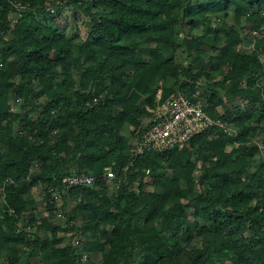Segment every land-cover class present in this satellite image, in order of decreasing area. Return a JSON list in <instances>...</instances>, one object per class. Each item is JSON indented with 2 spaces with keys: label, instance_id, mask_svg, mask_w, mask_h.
Listing matches in <instances>:
<instances>
[{
  "label": "trees",
  "instance_id": "1",
  "mask_svg": "<svg viewBox=\"0 0 264 264\" xmlns=\"http://www.w3.org/2000/svg\"><path fill=\"white\" fill-rule=\"evenodd\" d=\"M22 1L12 27L0 0V264H264V0ZM199 88L236 132L135 156L159 90Z\"/></svg>",
  "mask_w": 264,
  "mask_h": 264
},
{
  "label": "built area",
  "instance_id": "2",
  "mask_svg": "<svg viewBox=\"0 0 264 264\" xmlns=\"http://www.w3.org/2000/svg\"><path fill=\"white\" fill-rule=\"evenodd\" d=\"M8 1L15 7L11 17V26L14 27L27 5L22 0ZM47 9L56 12V9L52 6H48ZM161 95L162 89L158 92L156 106H147L151 116L148 120V128L141 134L135 144V156L148 151L164 153L172 148L185 146L192 137L210 128H213L216 133L228 132L231 134L236 132L231 123L212 117L206 111L198 95L193 99L185 92L177 90L165 101L159 102ZM105 176L108 180L122 179L111 167L106 169ZM96 180L97 177L88 172L71 173L61 178L65 190L94 184ZM53 190L54 188L50 189V191ZM55 196L59 197L57 193H55ZM84 257L87 256L84 255Z\"/></svg>",
  "mask_w": 264,
  "mask_h": 264
},
{
  "label": "rangeland",
  "instance_id": "3",
  "mask_svg": "<svg viewBox=\"0 0 264 264\" xmlns=\"http://www.w3.org/2000/svg\"><path fill=\"white\" fill-rule=\"evenodd\" d=\"M64 16L66 17L67 20H70L72 21L73 20V15H72V10L68 9ZM246 30L243 31V34L244 36L246 35ZM246 42L251 46H253V42H254V39L253 37H249L246 39ZM201 82H203L201 80ZM203 89L202 88H199L198 89V93L197 95L203 99L204 97V94H203ZM205 93V92H204ZM209 95V93L207 94ZM230 103H233V104H242V101L240 99H237V100H227L226 99V104H230ZM220 110H224V108H221ZM262 126L264 127V123H262ZM200 169V166L198 167ZM33 200H34V211L39 214L40 217H48L50 220H54V222L58 223V224H62L63 226L66 225V218L65 217H62V215H57V217H55L54 215H52L47 209H46V198H45V192L44 190H42L41 188H34L33 190ZM57 207L60 209L61 205L63 204V200L61 198H59L57 200ZM75 206V203L70 201L69 204H68V209H72L73 207ZM25 225V224H24ZM42 234H45L44 232H47V234H50V229H47V230H43V231H40ZM74 233V232H73ZM71 231L69 232H64L62 233L61 232V235H66L67 236V239H71L73 238L72 237V234H73ZM74 239V238H73ZM86 257H84L85 259ZM91 259L94 260V263L95 264V261H97V257H95L94 255L91 256ZM85 261V260H84Z\"/></svg>",
  "mask_w": 264,
  "mask_h": 264
}]
</instances>
